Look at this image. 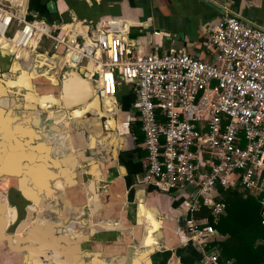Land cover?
<instances>
[{
    "label": "built area",
    "instance_id": "2783aa9c",
    "mask_svg": "<svg viewBox=\"0 0 264 264\" xmlns=\"http://www.w3.org/2000/svg\"><path fill=\"white\" fill-rule=\"evenodd\" d=\"M129 31L125 22L105 20L78 38L0 1V37L21 36L17 49L62 50V64L84 67L103 97H114L119 83L134 86L147 150L143 181L168 193L188 188L189 241L216 264L218 233L207 217H195L199 206L215 218L225 214L218 187L237 185L264 205V28L227 13L210 36L216 61L175 47L139 54Z\"/></svg>",
    "mask_w": 264,
    "mask_h": 264
},
{
    "label": "crops",
    "instance_id": "0c3cea01",
    "mask_svg": "<svg viewBox=\"0 0 264 264\" xmlns=\"http://www.w3.org/2000/svg\"><path fill=\"white\" fill-rule=\"evenodd\" d=\"M0 1L20 11L31 10L58 32L78 38L88 37L93 29L105 20L122 21L129 27V37L135 39L133 49L139 54H147L155 46L161 49L175 47L186 50L204 61L217 60L216 48L210 36L227 13L235 14L251 24L264 28V0ZM9 32L7 35L11 36L13 33ZM45 44L49 45L48 42ZM2 45H0V96H52L49 99L51 101L66 100L67 96H62L61 93L62 76L70 67L61 62L62 50L48 48L50 50L48 53L43 45L35 50L17 49L11 45L9 47L12 52H8L10 58L2 55ZM15 51L19 56L13 54ZM14 66L17 67L16 71L12 70ZM47 67L52 68L50 74H53L57 82H52L47 76H38L35 80L38 84L37 93L33 94L23 82L27 84L31 71L36 73ZM82 80L88 82L91 89V95L82 103V109H78L77 105L68 108L61 104L49 111L53 114L49 116L53 122L50 125L43 124L39 130L44 134L57 131L64 110L66 115L61 120V130H65L67 135L61 140L62 146L67 149L69 156L75 157L77 168L81 165L86 167L84 170L86 180L98 179L105 185L106 193L99 196L98 210L89 211L91 222L87 227V235L83 231H75L86 236L78 246L77 259L81 264H127V249L134 244L135 248L140 249L138 253L142 255L136 254L132 264H214L203 257L195 243L189 241L185 225V211L190 199L188 188H181L173 193L156 192L154 185L143 181L147 150L143 144L144 133L141 127L133 129V123L140 122L135 108L137 95L134 86L128 85L125 88L124 84L122 90L116 89L114 98H111L112 107L107 108L105 96H95L98 92L87 72L84 78L79 74L70 78L74 85ZM29 82L33 83V79L30 78ZM15 84L23 86L21 89L18 88V93L15 91ZM117 91L121 92L120 96H117ZM74 108L79 111L76 116L71 110ZM75 120L83 126L74 128ZM121 127L126 128L124 134ZM137 134L141 136L139 142L136 141ZM121 138H125L122 145L124 149L120 148ZM112 141H115V148L112 149L113 156H110ZM83 151L96 155L93 164L84 163L80 157ZM103 156L107 159L112 157L113 160L104 159L105 162L97 160ZM77 189L78 187L72 189L70 195L73 202L79 204L82 200ZM142 189L148 192V196L141 200L145 207L144 212L143 206L137 211L134 204L136 192ZM136 217L138 221L142 220L140 227H135ZM151 219L160 221V224L159 228H155L151 233L154 252L144 254L146 246L142 238L146 230L153 229ZM139 228L141 231L137 232ZM1 262L14 264L7 258Z\"/></svg>",
    "mask_w": 264,
    "mask_h": 264
},
{
    "label": "water",
    "instance_id": "95a60500",
    "mask_svg": "<svg viewBox=\"0 0 264 264\" xmlns=\"http://www.w3.org/2000/svg\"><path fill=\"white\" fill-rule=\"evenodd\" d=\"M130 41L132 47L135 48V39L130 38ZM3 49L2 55L10 57V54L7 51L4 52ZM51 70V67H47L43 71H36V73L31 71L27 78L28 82L24 86L31 89L34 94L37 93L38 84L35 80L38 76H47L56 83L53 74H50ZM85 73L83 67H70V70L63 74L61 93L62 96H67L63 102L58 99L49 100L52 96H34L35 98L33 96H6L11 111H21L26 117L28 116L27 126L35 134L32 141L27 144L30 149L24 162L19 164L20 171L10 174L7 179L6 175L0 174V264L6 258L14 264H81L77 259L78 246L82 240L86 239L87 227L91 222L89 211L90 209L98 210L99 196L106 193L105 185L98 179L86 180L84 177L86 167L81 165L80 168H77L75 157L71 154L69 156L67 149L62 146L61 140L67 135L65 130H61V120L66 115L64 110L60 124L57 125V131H49L44 134L39 130L43 124L50 125L53 122L49 117L53 114H50L49 111L61 104H65L68 108L77 105L78 109H82V103L91 95V89L85 80L74 85L70 78L77 74L84 78ZM1 74L5 75L3 72ZM30 78L33 79V83L29 82ZM117 89L122 90L123 84L119 83ZM18 90L16 86V93ZM95 96H100V94L96 93ZM0 98L2 97L0 96ZM19 102H22L20 106H18ZM71 110L75 116L79 112L75 108ZM121 123L124 124V122ZM73 126L80 128L83 125L75 120ZM121 128L122 134H124L126 128ZM93 141L94 137L92 136L91 143ZM124 142L125 138H121V149H124L122 148ZM37 143L41 145L37 147L36 151L33 149ZM114 148L115 141H112L110 156H113ZM95 156L87 151H83L80 155L84 163L89 165L93 164ZM104 159L107 157L97 158L100 162ZM109 160H113L112 157L107 159V161ZM23 177L27 179L26 187L31 191L30 194L36 199L28 197L21 188L20 182ZM84 180H86L85 184H83ZM57 181L62 187L56 186ZM76 187L80 192L78 194H81L82 202L79 204L74 203L70 195L72 189ZM154 188L156 192L160 191L156 186ZM147 194L148 192L144 189L136 192L134 204L137 211H140L143 206L142 212H144L145 207L141 200L145 199ZM35 204L41 209L37 210ZM33 208H36L37 211H34ZM9 209L15 214V218L8 223L6 215ZM141 222L142 220L138 221L136 217L135 227H140ZM151 224L153 229L146 230L142 238L143 244L146 246L144 254L154 252L151 233L155 228H159L160 221L151 219ZM76 230L83 231L85 235L76 233ZM136 231L140 232L141 228ZM135 247L133 244L127 249V264L134 262L136 254L142 255L138 253L140 249Z\"/></svg>",
    "mask_w": 264,
    "mask_h": 264
},
{
    "label": "trees",
    "instance_id": "16d2710c",
    "mask_svg": "<svg viewBox=\"0 0 264 264\" xmlns=\"http://www.w3.org/2000/svg\"><path fill=\"white\" fill-rule=\"evenodd\" d=\"M139 123L135 121L133 129L140 128ZM136 141H141L138 134ZM218 188L220 198L227 204L226 213L215 218L210 207L205 205L195 211V217H207L217 230V239L212 242V246L219 251L218 263L264 264V205L261 198L238 185Z\"/></svg>",
    "mask_w": 264,
    "mask_h": 264
},
{
    "label": "bare ground",
    "instance_id": "6f19581e",
    "mask_svg": "<svg viewBox=\"0 0 264 264\" xmlns=\"http://www.w3.org/2000/svg\"><path fill=\"white\" fill-rule=\"evenodd\" d=\"M3 36L0 37V43L3 40ZM21 36H16L15 39L3 40V51L12 52L10 50L11 45L16 47V43L21 41ZM1 43V44H2ZM14 51V50H13ZM19 56V54H17ZM13 70H17V67H13ZM26 83L23 82V85ZM21 89L23 86L19 84H15V87ZM0 98V174L6 175L5 178H9L10 174H15L19 172V164L24 162L26 159V154L28 153L30 147L27 146L28 143L32 141L34 138V132L27 126V122L29 120L28 116L26 117L21 111L12 112L10 110L9 102L6 96H1ZM33 98H35L33 96ZM111 98L113 96H105V106L107 108L112 107ZM23 102V101H22ZM22 102L18 103V106L21 105ZM116 102V101H115ZM20 110V109H19ZM21 113V114H20ZM38 137V135H37ZM40 143H37L36 147L33 150L37 151V147L40 146ZM27 179L26 177L21 178V188L24 193L30 197L35 198L30 194L29 188L26 187ZM56 186L62 187L59 181L56 182ZM36 199V198H35ZM37 200H35V203ZM37 210L41 209V207L37 206ZM34 211H37L36 208H33ZM7 220L8 223L11 222L15 217V214L12 210L7 211ZM33 222V221H31ZM22 234V233H21Z\"/></svg>",
    "mask_w": 264,
    "mask_h": 264
},
{
    "label": "rangeland",
    "instance_id": "374dc122",
    "mask_svg": "<svg viewBox=\"0 0 264 264\" xmlns=\"http://www.w3.org/2000/svg\"><path fill=\"white\" fill-rule=\"evenodd\" d=\"M10 32L9 33H13L14 32V28L12 27V28H10V30H9ZM126 87H128V85H125V88ZM117 96H120V93L119 92H117ZM239 189H241V188H239ZM242 190V189H241Z\"/></svg>",
    "mask_w": 264,
    "mask_h": 264
}]
</instances>
